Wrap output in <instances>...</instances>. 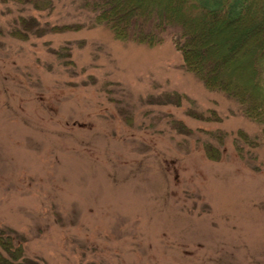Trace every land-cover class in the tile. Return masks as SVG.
I'll return each mask as SVG.
<instances>
[{
  "label": "rangeland",
  "instance_id": "obj_1",
  "mask_svg": "<svg viewBox=\"0 0 264 264\" xmlns=\"http://www.w3.org/2000/svg\"><path fill=\"white\" fill-rule=\"evenodd\" d=\"M85 1L0 0V229L47 264H264L262 126L185 70L171 34L118 41Z\"/></svg>",
  "mask_w": 264,
  "mask_h": 264
},
{
  "label": "trees",
  "instance_id": "obj_2",
  "mask_svg": "<svg viewBox=\"0 0 264 264\" xmlns=\"http://www.w3.org/2000/svg\"><path fill=\"white\" fill-rule=\"evenodd\" d=\"M85 7L95 13V25L105 26L121 42L157 47L171 34L185 70L201 80L207 90L222 92L239 103L243 114L264 131V0H86ZM21 21L24 26L9 34L25 41L31 35L28 29L37 21ZM80 29L63 26L51 32ZM68 52V47L54 51L58 56ZM184 99L194 103L176 92L166 93L163 102L179 107ZM188 115L195 120L204 117L192 110ZM212 118L217 119L213 110ZM172 123L178 133L193 132L182 121ZM206 134L223 145L224 132ZM234 145L243 156L241 146H254L255 141L239 131ZM203 147L210 160L221 158L222 146L205 142ZM17 238L14 230L0 229V264H47L26 256L23 241Z\"/></svg>",
  "mask_w": 264,
  "mask_h": 264
}]
</instances>
